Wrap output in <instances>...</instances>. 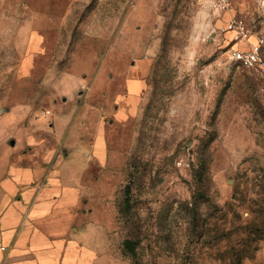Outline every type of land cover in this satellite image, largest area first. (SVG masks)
Returning <instances> with one entry per match:
<instances>
[{
	"label": "rangeland",
	"instance_id": "374dc122",
	"mask_svg": "<svg viewBox=\"0 0 264 264\" xmlns=\"http://www.w3.org/2000/svg\"><path fill=\"white\" fill-rule=\"evenodd\" d=\"M230 3L0 0V123L104 134L97 209L130 264H264V74L226 29L264 0Z\"/></svg>",
	"mask_w": 264,
	"mask_h": 264
},
{
	"label": "crops",
	"instance_id": "0c3cea01",
	"mask_svg": "<svg viewBox=\"0 0 264 264\" xmlns=\"http://www.w3.org/2000/svg\"><path fill=\"white\" fill-rule=\"evenodd\" d=\"M129 84L133 101L145 80ZM33 131L14 111L0 123V264H130L98 214L104 134L61 143Z\"/></svg>",
	"mask_w": 264,
	"mask_h": 264
},
{
	"label": "built area",
	"instance_id": "2783aa9c",
	"mask_svg": "<svg viewBox=\"0 0 264 264\" xmlns=\"http://www.w3.org/2000/svg\"><path fill=\"white\" fill-rule=\"evenodd\" d=\"M216 5L228 10L231 3L230 0H216ZM226 29L235 32L238 41L231 49L232 58L247 67H258L264 74V14L260 30H253L241 17H233Z\"/></svg>",
	"mask_w": 264,
	"mask_h": 264
},
{
	"label": "trees",
	"instance_id": "16d2710c",
	"mask_svg": "<svg viewBox=\"0 0 264 264\" xmlns=\"http://www.w3.org/2000/svg\"><path fill=\"white\" fill-rule=\"evenodd\" d=\"M126 190H127L126 192H130V187L127 186V189ZM128 202L129 201H127V204H128ZM124 243H125V245H131V246H133V242L130 239H126Z\"/></svg>",
	"mask_w": 264,
	"mask_h": 264
},
{
	"label": "water",
	"instance_id": "95a60500",
	"mask_svg": "<svg viewBox=\"0 0 264 264\" xmlns=\"http://www.w3.org/2000/svg\"><path fill=\"white\" fill-rule=\"evenodd\" d=\"M14 141H12V143H13Z\"/></svg>",
	"mask_w": 264,
	"mask_h": 264
}]
</instances>
